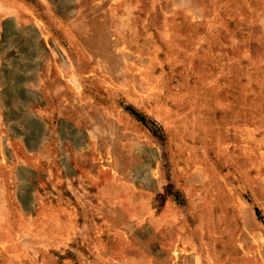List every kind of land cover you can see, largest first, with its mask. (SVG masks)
I'll return each instance as SVG.
<instances>
[{
    "label": "rangeland",
    "instance_id": "obj_1",
    "mask_svg": "<svg viewBox=\"0 0 264 264\" xmlns=\"http://www.w3.org/2000/svg\"><path fill=\"white\" fill-rule=\"evenodd\" d=\"M0 264H264V0H0Z\"/></svg>",
    "mask_w": 264,
    "mask_h": 264
}]
</instances>
